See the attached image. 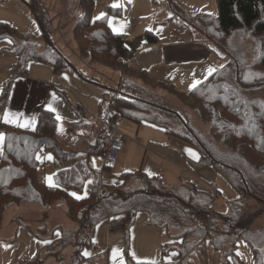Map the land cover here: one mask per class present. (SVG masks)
Instances as JSON below:
<instances>
[{
	"label": "trees",
	"instance_id": "obj_1",
	"mask_svg": "<svg viewBox=\"0 0 264 264\" xmlns=\"http://www.w3.org/2000/svg\"><path fill=\"white\" fill-rule=\"evenodd\" d=\"M23 1L30 8L40 32L37 36L19 34L8 22L0 21V40H10L13 48L9 52L17 57L13 73L0 94V105L9 93L13 77L28 72L30 60L48 62L56 73L68 71L78 74L85 81L102 87L101 112L127 117L137 123L147 121L162 128L168 137L194 145L200 152L195 162L214 165L236 190L237 196L227 201L225 210L218 211L214 207V193L200 190L194 183L167 186L156 175H149L142 169L122 173L119 185L101 184L99 174L87 160L78 159L76 152L63 149L55 140L57 119L53 112L43 108L34 130L0 120V130L4 131L0 153V199H8L7 206L20 203L50 206L57 201L64 202L67 217L76 224L74 228L60 224L50 228L45 219L34 229L30 224L16 220L33 229L38 248L35 257L13 264L44 263L48 252L55 254V260L48 264H81L85 248L94 245L93 235L102 220H124L127 226L123 230L129 234L140 211L149 212V223L165 228L175 239L173 243H166L163 251L176 247L180 254L178 264H190V252L199 249L198 246L206 241L213 250L223 252L222 264H246L238 251L241 239L252 247V264H264V182L254 179L242 166L214 150L192 124L190 113L194 112L193 109L188 112L185 108L170 105L164 97L159 95L160 98L149 90L152 89L149 86H155L185 95L193 101L198 98L203 112L199 108H195V112L209 124L214 138L236 149V153L247 161L248 151L252 150L260 162L254 166L264 175V122L258 120L259 114L255 110L252 109L250 114L248 106L245 111L240 108L245 92L240 91V87L234 88L225 93L229 95L230 102L222 98L223 94L218 97L215 107L209 103L210 97L207 100L195 97L200 89L209 88L220 78L231 60L217 67L188 92L180 91L172 81L153 78L146 70L134 67L129 60V47L124 35L111 29L107 15L92 18L95 0H79L80 13L73 26L75 40L79 41V47L82 37L86 40L82 52L91 55L93 62L119 72V76L107 83L98 75H89L78 69L56 47L52 18L41 0ZM217 7L218 24L224 34L247 29L264 40V0H217ZM147 37L148 43H156V34L147 32ZM37 39L43 41V50L32 43ZM262 50L264 67V42ZM228 76L235 77L231 73ZM223 88L218 90L224 91ZM105 130L98 152L103 151ZM40 151L45 154L52 152L56 156L55 161L71 163L57 169L53 185L38 176ZM131 178L133 184H128ZM88 179L92 180V191L83 194ZM67 248L71 251L66 258L64 249ZM126 258V264H150L149 261L132 258L128 251Z\"/></svg>",
	"mask_w": 264,
	"mask_h": 264
},
{
	"label": "rangeland",
	"instance_id": "obj_2",
	"mask_svg": "<svg viewBox=\"0 0 264 264\" xmlns=\"http://www.w3.org/2000/svg\"><path fill=\"white\" fill-rule=\"evenodd\" d=\"M41 1L49 8L50 16L59 14L57 20L52 21L54 43L78 69L89 75H98L107 83L119 76V72L93 62L91 55L82 52L83 46H86L83 37L80 47L79 41L75 40L73 26L80 13L79 0ZM59 6L61 9L57 11ZM27 7L23 0H1L0 21L8 22L19 34L37 36L40 32L39 25ZM105 15L111 29L123 33L129 47V60L133 65L147 69L156 78L173 80L175 88L180 91L188 92L214 69L231 60L229 71L225 70L209 88L203 91L200 89L195 97L200 96L206 100L210 97L209 103L215 107L219 96L224 94L222 98L230 102L229 95L225 93L240 87L238 89L245 92L240 108L245 111L248 106L250 114L252 109L255 110L259 114L258 120L264 122V40L247 29L235 30L230 35L224 34L218 24L217 0H95L92 18ZM147 32L156 34L161 48L164 44L204 43L210 50V56L206 62L199 64H166L159 58L160 47L148 44ZM32 43L43 50L42 40L37 39ZM12 48L9 40H0V94L16 62L15 54L9 52ZM28 69L31 80L50 85L44 105L46 109L52 108L57 116V138L60 139L58 135L62 133L70 145V151L76 152L78 159L87 160L97 171L101 184L119 185L122 183V173L142 169L149 175H156L167 186L194 183L198 189L207 193L213 194V190H219L220 195L214 200V207L218 211L225 210L227 201L237 196L236 190L214 165L195 162L200 152L194 145L179 138H169L162 128L147 121L137 123L122 116L117 128L127 137L125 149L113 163L107 162L104 152L97 151L106 127L104 125L101 129L102 124L95 119H102L110 114L105 111L101 113L99 108L98 101L103 88L82 81L77 74L68 71L55 73L53 66L45 61L32 59L28 63ZM228 73L235 77L228 76ZM223 86L225 90L219 91L218 88ZM149 87L156 96L164 97L166 103L185 108L188 112L193 109L194 112L190 113L193 116L192 124L214 150L242 166L254 179L264 182V175L254 166L260 162L252 150L248 151L247 161L236 153V149L227 147L214 138L209 124L195 112V108L203 112L198 98L193 101L165 88ZM146 92L152 95L147 89ZM79 103L89 110L88 116L82 117L79 114ZM0 134H4L3 130H0ZM54 138L56 139V132ZM2 140L3 138L0 139V152L3 150ZM39 157L41 166L38 176L49 185L55 184L58 168L71 164L65 160L55 161L56 156L52 152L45 154L42 151ZM128 184H133V178L128 180ZM91 191L92 180L88 179L83 187V194ZM7 201L8 199H0V264H13L36 256L38 246L31 227L36 229L43 220L47 219L50 228L58 224L67 228H74L76 225L67 217L64 202L57 201L50 206L38 203L7 206ZM18 219L31 227L19 223L16 221ZM149 220V212H138L129 234L123 229L110 230V220H102L93 235L92 244L96 249L86 247L81 264H126L127 251L132 258L149 261L150 264H178L180 254L176 247L163 251L166 243H173L175 239L165 228L150 224ZM208 243L203 242L198 246L199 249L190 252V264H222L223 252L213 250ZM65 250L67 258L71 248ZM238 251L246 264L253 263L252 247L242 239L238 242ZM54 255L48 252L47 261L37 263L48 264L55 260Z\"/></svg>",
	"mask_w": 264,
	"mask_h": 264
},
{
	"label": "crops",
	"instance_id": "obj_3",
	"mask_svg": "<svg viewBox=\"0 0 264 264\" xmlns=\"http://www.w3.org/2000/svg\"><path fill=\"white\" fill-rule=\"evenodd\" d=\"M44 7L47 9L48 13L50 14L49 8L46 5ZM60 7L61 6L58 7L57 11L61 9ZM27 8L29 9V11L31 13L30 8L29 7H27ZM58 15L53 16V17L51 16L52 21L57 20ZM52 24H53V22H52ZM121 34H123V33H121ZM2 40H4V39H2ZM6 40H8V39H6ZM157 40H156V43H153V44L159 46L160 43ZM10 43H12V42L10 41ZM148 44H150V43H148ZM150 45H152V44H150ZM158 54H159V58H161V60L164 63L170 64V65H174L176 62L177 63L181 62V63H185V64H199V63L206 62V60H208V58L210 56V50L207 49V45L204 43H201L199 45H188L187 43L178 44V45H166V44H164L162 48L161 47L159 48ZM16 61H17V57H16ZM132 65H133V63H132ZM134 67H136V66H134ZM137 69H140V68H137ZM141 70L147 71V69H141ZM12 73H13V71L11 70V75H12ZM28 73H29V69H28V72L26 74L19 75L17 77H13V81H12L8 95L3 100H1L2 103L0 106L5 105V111L0 116V120H3L5 123H8L9 125H12V126H21L24 129L34 130L37 127L41 110L43 108H45L44 99L46 97V94L48 92L50 85L48 83H41V82L39 83V82L31 80L28 77ZM10 76H9V78H10ZM151 76L153 78H156L153 75H151ZM78 77L82 81H85L79 75H78ZM156 79L163 80L160 78H156ZM170 81L173 82V80H171V79H170ZM85 82H87V81H85ZM199 82H197V84ZM87 83H90V82H87ZM90 84H93V83H90ZM197 84H195V86ZM46 85H49V87H47ZM93 85H95V84H93ZM96 86H98V85H96ZM193 87H191L189 90H191ZM102 97H103V94H102L101 98L99 99L98 104H100ZM99 108H100V105H99ZM47 110L53 112L56 119H57L55 111L52 108L47 109ZM100 111H101V109H100ZM121 118H122V116H121ZM99 122L102 124V126H101V129H102L104 124L102 121H99ZM56 130H58V129L56 128ZM3 133H4V131H3ZM58 136L60 139L57 138V131H56V139L55 140L57 141V143L63 149L70 150V145H68L69 143L65 141L62 133L59 134ZM3 137H4V134H3ZM169 138H171V137H169ZM126 139H127V137H125V139H124V149H125ZM2 143H3V140H2ZM124 149H123V151H124ZM40 152H42V151H40ZM39 153H38V159H39L40 166H41V160L39 157ZM40 166H39V168H40ZM214 191L219 192V190H217V189L213 190V193H214ZM219 195H220V192H219ZM208 244H209V247L212 248L211 244L210 243H208Z\"/></svg>",
	"mask_w": 264,
	"mask_h": 264
},
{
	"label": "built area",
	"instance_id": "obj_4",
	"mask_svg": "<svg viewBox=\"0 0 264 264\" xmlns=\"http://www.w3.org/2000/svg\"><path fill=\"white\" fill-rule=\"evenodd\" d=\"M77 109L82 117H86L89 115V110L83 104H77ZM4 111L5 105L0 106V116L4 113ZM95 119L102 121L106 127L104 133L103 152L105 154L107 162L112 163L119 157L120 153L124 149V139L126 136L117 128L121 116H113L111 114H108V116L105 115L102 119ZM214 195L215 197H217L219 195V192L214 191ZM126 226V222L122 219H112L109 223L110 230H120L124 229ZM91 249H96L95 245H92Z\"/></svg>",
	"mask_w": 264,
	"mask_h": 264
},
{
	"label": "snow or ice",
	"instance_id": "obj_5",
	"mask_svg": "<svg viewBox=\"0 0 264 264\" xmlns=\"http://www.w3.org/2000/svg\"><path fill=\"white\" fill-rule=\"evenodd\" d=\"M2 138H3V134H0V139H2ZM188 151L191 152V150H188ZM49 158H51V157H49ZM196 158H198V157H196ZM153 264H154V262H153Z\"/></svg>",
	"mask_w": 264,
	"mask_h": 264
}]
</instances>
